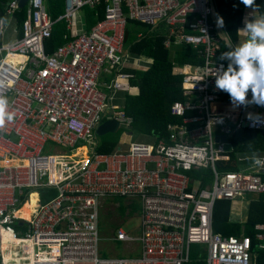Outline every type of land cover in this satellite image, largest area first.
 Wrapping results in <instances>:
<instances>
[{
    "label": "built area",
    "instance_id": "obj_1",
    "mask_svg": "<svg viewBox=\"0 0 264 264\" xmlns=\"http://www.w3.org/2000/svg\"><path fill=\"white\" fill-rule=\"evenodd\" d=\"M49 2L28 0L22 34L0 46V95L15 113L0 129V264H7L4 252L9 261L22 256L21 264H185L192 245L206 247L208 264H250L252 239L214 232V208L219 200L263 194L264 182L255 172L217 170L216 162L229 160L230 152L216 136L230 140L240 130H264V122L253 126L246 118L247 113L264 117V107L234 109L230 96L215 88L218 69L227 67L219 59L216 1L62 0L63 12L55 19ZM19 4L12 0L5 15L14 17ZM100 4L102 20L88 31L83 26L72 31L82 9ZM128 20L162 29L166 48L191 47L202 64L178 71L182 100L170 106L178 120L168 125L167 139L133 141L125 150L98 154L95 130L103 121L114 119L125 129L132 122L115 100L133 89L134 75L124 69ZM62 21L74 37L47 53L44 39ZM4 26L0 17L1 31ZM102 73L109 83L100 84ZM84 142L89 147L84 158L44 154L48 143L74 150ZM198 168L212 170L210 186L193 188L197 182L189 171ZM41 190L54 194L43 200ZM32 194L37 199L30 217H17ZM114 199L140 204V234L119 227L114 236L138 244L135 255L100 253L102 201ZM254 231L255 246L264 251V224ZM2 235L10 242L5 251ZM13 241L19 242L21 256H13Z\"/></svg>",
    "mask_w": 264,
    "mask_h": 264
},
{
    "label": "trees",
    "instance_id": "obj_2",
    "mask_svg": "<svg viewBox=\"0 0 264 264\" xmlns=\"http://www.w3.org/2000/svg\"><path fill=\"white\" fill-rule=\"evenodd\" d=\"M12 0H0V17L6 13V8ZM219 13L223 18L224 31L231 44L238 40V30L242 27L243 15L246 9L241 0H215ZM254 8L259 15H264V0H255ZM104 4H100L97 9L85 7L82 9L85 21V29L88 31L95 23L104 18ZM49 13L53 19L63 12L61 0H50ZM97 14V15H95ZM27 7L19 9L15 14L19 27L27 18ZM142 33L143 37L138 38L137 34ZM22 34V31L21 33ZM1 37V36H0ZM66 31L65 23L58 22L54 25L52 33L44 39V48L47 53H52L57 46L72 39ZM165 33L162 29L151 30V27L136 21L128 20L126 25L125 50L135 57H143L151 61L146 70L128 68L127 71L133 73L134 78L131 85L137 88V94H126L123 109L125 114L131 118L132 122L127 132L138 135L139 139L146 137V142L167 139L168 125L177 122V117L170 114V106L175 101L182 100L181 77L178 71L183 65L202 64L200 57L195 50L183 45H171L170 48L164 46ZM221 54L229 48L225 42L221 41ZM146 61L141 60V63ZM228 64V62H227ZM141 66V65H140ZM142 140V139H141ZM140 141V140H138ZM230 141L234 150L229 153V160H218L216 168L219 171L239 170V154L256 153L264 155V130L254 131L244 129L231 135ZM117 142L112 139H101L94 151L98 154H108L115 150ZM264 182V171L258 172ZM191 179L197 182L200 189L206 188L211 180L213 172L210 168H198L190 170ZM43 200L46 195H53V191L41 190ZM25 205V212H19L17 217L28 219L32 212V207L36 203L37 195ZM119 205L121 214L128 210L137 211L141 209L140 204L131 202L124 205L121 199H115ZM232 201L219 200L215 204L213 216L214 232L223 236H240L241 231L244 236L252 239V258L250 264H264V251L257 249L254 240V226L264 223V193L254 198H249L247 218L244 223L231 221ZM19 228V224L15 225ZM207 250L202 255L191 254V259L185 264H208Z\"/></svg>",
    "mask_w": 264,
    "mask_h": 264
},
{
    "label": "clouds",
    "instance_id": "obj_3",
    "mask_svg": "<svg viewBox=\"0 0 264 264\" xmlns=\"http://www.w3.org/2000/svg\"><path fill=\"white\" fill-rule=\"evenodd\" d=\"M245 7L253 11L244 20L243 30L247 33L246 39L237 45H229L228 51L221 53L219 59L228 61L226 69H218L215 88L226 92L231 99L233 108L241 106L247 108L251 104L264 107V15H253L255 0H241ZM224 26L223 18L217 17V27ZM251 92V99L248 94ZM15 113L9 110V99L0 95V129L6 121L14 119ZM253 126L264 122L260 114L247 113L246 116ZM222 123V119L219 120ZM257 164L264 163L257 155H253Z\"/></svg>",
    "mask_w": 264,
    "mask_h": 264
},
{
    "label": "rangeland",
    "instance_id": "obj_4",
    "mask_svg": "<svg viewBox=\"0 0 264 264\" xmlns=\"http://www.w3.org/2000/svg\"><path fill=\"white\" fill-rule=\"evenodd\" d=\"M217 31L219 34L223 35V28H218L216 25ZM222 31V32H221ZM4 54V53H3ZM128 132H126L124 129H117L115 133L112 134H105L101 138H110L118 143L121 142V144L126 145L130 142L140 140V142L147 141L146 137H143L139 139L137 135L133 136H127ZM84 147L85 149L88 148V145L84 143H79L76 147L77 150L78 147ZM74 150H68L63 146H58L53 143H48L45 147L44 154H53V153H67V155L71 156L72 158L78 159L82 158L79 154L73 156L72 151ZM65 161L67 163H70L71 160L69 158H65ZM194 187H197L194 185ZM31 191L37 192L38 189H32ZM115 200V199H114ZM114 200H108V201H102V207H101V214H100V253L102 256H129V255H135L138 250V244L131 243V242H123L118 241L114 239V236L116 234V230L119 227H122L127 233L131 235H139L140 234V225H141V213L140 209L137 211H131L128 210L125 213L121 214L119 212V205L116 204V201ZM117 200V199H116ZM124 205H129L132 201L121 199ZM6 239H3V248L5 249L8 244ZM13 247L11 248V251H13V256H21L20 253V245L17 241H13L12 243ZM3 249V250H4ZM206 247L204 245H192L191 246V254L197 253L198 255H202ZM5 251V250H4ZM18 252V254H17ZM9 254V253H8ZM5 255V252H4ZM7 255H5V260L7 264H21L24 262L23 257L21 256V260L19 262L15 260L9 261L7 259ZM18 260V259H17Z\"/></svg>",
    "mask_w": 264,
    "mask_h": 264
},
{
    "label": "crops",
    "instance_id": "obj_5",
    "mask_svg": "<svg viewBox=\"0 0 264 264\" xmlns=\"http://www.w3.org/2000/svg\"><path fill=\"white\" fill-rule=\"evenodd\" d=\"M61 5H62V8H63L62 0H61ZM252 11H253V9H246L245 10L244 15H243V20H242V27L239 28V30H238V40L234 44H231L229 42L228 37L225 34L224 27H222L223 28L222 29L223 35H222V33L220 35L219 32L217 31V28H216V32H217L218 36L220 37V39L223 42H225V44L227 46H229V45L235 46L239 42H241V41L246 39L247 33L243 30V28L245 26L244 25V20H245L246 16H248L250 13H252ZM82 15H83V13H82ZM253 15H259V14H258L257 11H255L253 13ZM3 18H4V21H5V26L3 28V31H1V29H0V36H1L0 37V46L8 44V43L14 41L15 39H17L21 35L20 33L22 31V29L18 25V22H17V19L15 18V15H14V17L4 15ZM216 25H217V22H216ZM82 26L85 28V21H84L83 16L81 18L75 20L74 25L72 27V31H76V30L79 31ZM67 32L69 33L70 36L74 37V35L71 34V32H69V31H67ZM124 48H125V45H124ZM126 53H127V51H126ZM127 55H128V57H127V61L125 63V68H124L126 71H127L128 68L146 70V69L149 68V65L151 64V61L146 59V58L135 57V56H132V55H130L128 53H127ZM142 59H145L146 61L141 63ZM109 79H110V77L105 75V73H102V75L100 77V84L109 83ZM137 92H138L137 88L133 87L132 94H137ZM125 95L126 94H121V93L116 94L115 95L116 102L119 103V104L124 105ZM119 128L124 129L125 131L127 130V129L122 128L120 126H119ZM108 134H112V133H108ZM126 134H127V136H130V137L133 136V135H136V134H133V133L129 134V132L126 133ZM95 135H97V134H95ZM101 137L95 136V141H97V146H98L100 140L103 139ZM104 139L109 140L110 138H104ZM136 141H138V140H136ZM228 141L231 142L229 140V138H228ZM128 144L123 145V144H121V142L120 143L117 142V147L115 148V150H117V149H122V150L124 149L125 150V149H127ZM78 148L79 149L72 151V155L75 156V155L79 154L82 158H84L86 156V154L88 153L89 147L87 149H85L86 146H85V148L79 146ZM254 154L257 155L260 158L261 161H264V155L263 154H256V153L239 154L238 155L239 170L248 171V172H255V173L264 171V163L257 164V163H255L253 161L252 157H253ZM210 183L211 182H209L208 186H210ZM194 185H196L197 187H194ZM194 185H193V188H200V187H198V185L196 183ZM256 196L257 195H254V194H247V195H245V196H243L241 198H237L236 200L232 201V209H231V221L232 222L244 223L246 221L248 207H249V198L250 197L254 198ZM31 197H33V196H31ZM136 203H138V202H136ZM240 236H244L242 231H241ZM237 237H239V236H237Z\"/></svg>",
    "mask_w": 264,
    "mask_h": 264
},
{
    "label": "water",
    "instance_id": "obj_6",
    "mask_svg": "<svg viewBox=\"0 0 264 264\" xmlns=\"http://www.w3.org/2000/svg\"><path fill=\"white\" fill-rule=\"evenodd\" d=\"M27 2L28 0H20L19 8L23 9L26 6ZM118 128H119V124L116 120L107 119L98 126L97 130H95V134H97L95 136L101 137L108 133H114L117 131ZM216 140L217 141L221 140L225 142L226 151L232 152L234 150L233 145L231 142L228 141V136L226 134L217 135Z\"/></svg>",
    "mask_w": 264,
    "mask_h": 264
},
{
    "label": "bare ground",
    "instance_id": "obj_7",
    "mask_svg": "<svg viewBox=\"0 0 264 264\" xmlns=\"http://www.w3.org/2000/svg\"><path fill=\"white\" fill-rule=\"evenodd\" d=\"M18 59H19V60H23V59H25V58L19 56ZM32 195H33V194H32ZM32 195H31V196H32ZM34 195H35V194H34ZM31 196H30V199H31ZM30 199H29V200H30ZM28 202H29V201H28ZM28 202H27V203H28ZM27 203H25V204H24V205H23V206L17 211L16 216L19 214V212H21L22 214L25 212V209H26L25 205H26ZM3 239H6V237L2 235V243H3ZM17 242H18V241H17ZM18 243H19V242H18ZM19 245H20V244H19ZM2 249H4L3 246H2ZM3 252H4V251H3ZM4 258H5V255H4Z\"/></svg>",
    "mask_w": 264,
    "mask_h": 264
}]
</instances>
